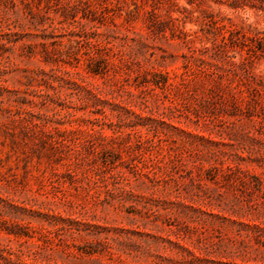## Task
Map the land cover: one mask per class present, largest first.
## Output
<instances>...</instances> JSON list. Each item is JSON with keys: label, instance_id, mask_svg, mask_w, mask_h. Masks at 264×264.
Instances as JSON below:
<instances>
[{"label": "rangeland", "instance_id": "obj_1", "mask_svg": "<svg viewBox=\"0 0 264 264\" xmlns=\"http://www.w3.org/2000/svg\"><path fill=\"white\" fill-rule=\"evenodd\" d=\"M0 264H264V0H0Z\"/></svg>", "mask_w": 264, "mask_h": 264}]
</instances>
